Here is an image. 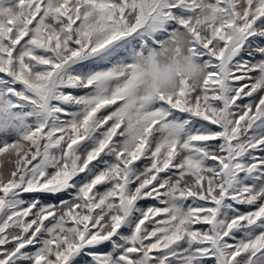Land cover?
<instances>
[{"label":"rangeland","instance_id":"rangeland-1","mask_svg":"<svg viewBox=\"0 0 264 264\" xmlns=\"http://www.w3.org/2000/svg\"><path fill=\"white\" fill-rule=\"evenodd\" d=\"M65 0H44L45 10L36 16V21L33 25V30L30 35L20 34L22 32V25L24 20L18 12L17 3L18 0H0V9L5 8V11L0 13V73L2 70H6L7 67L13 63L6 55V49L8 47V40L5 38L6 33L10 30L9 27H13L16 32L15 39L21 40V46L18 50L15 59V67L17 75L25 78H32L35 83H40L44 80V75L48 70V67L55 63L52 56V49L60 51L63 42L70 37V30L65 31L62 29L60 35L54 29H44L42 27L41 18L46 11L47 7H62V3ZM82 7H77L75 0L72 2V12L70 14L71 20L77 24L79 33L84 37H91L94 39V43H99L102 40L113 34V28L116 25L115 22L110 21L107 26L104 27V17L101 15L99 4L103 0H81ZM192 1V2H191ZM219 0H175L172 2V11L166 10V14L171 12L176 16V21L173 24L168 23V30L157 38V41L146 36L145 39L131 45L125 42V46L120 47L119 53L113 58H110V62L106 58L100 61L82 62L76 66V70L81 73L85 80L93 78L94 84L92 88L79 95L82 98V102L75 108L70 109L66 117L59 113L57 107V96L62 92V85L54 86L52 90L49 87L48 93L45 97H42L41 103L38 105L40 108H44L49 100L51 102L47 105H52L55 117L54 120L60 121L58 127L69 126L71 122L78 120L77 116L84 115L85 111L92 106L90 100L97 101L102 98L112 97L113 95H127V90L122 89L123 84L131 92L133 86H135V78L129 79L133 73L137 70L142 72L140 74V84L136 101L130 112L124 114V109L128 104V97L118 103L109 114L113 117L111 123L105 128L96 130L92 133H85L77 141V144L83 148L84 161L89 160L92 156L98 153L101 143L107 140L108 136L113 134L115 130L122 131V135L116 138V149L123 151L126 155L133 150L134 147L139 146L141 142H147L151 144V150L147 153L149 158H141L142 151L138 157H134L131 162L136 163L138 160L144 161L146 164H154L156 160L159 161L162 172L168 171V158L170 151H173L172 145L176 144L180 150L179 157H175L173 151L174 163L177 165V172L182 173L200 165V158L202 156L199 146L201 144L200 134H204L209 130L204 120L195 118L187 121L184 115L177 112H169L165 107L164 99L171 98L173 93L180 88L179 77L181 75H187L193 84L194 100L202 99L207 93V84L205 82V65L204 59L199 58L191 50V40L185 31V26L192 25L194 20L198 17H209L211 13L212 4ZM244 9L253 2L255 5L259 0H241ZM28 7L33 10L34 0H27ZM202 5V11H194V8L198 5ZM225 12V18L231 22L237 18H241L239 10H235L231 3L226 1L223 5ZM161 13V7L154 10L152 18L158 16ZM9 18H13V25L9 22ZM118 20V16L115 17ZM264 20V17H263ZM232 24V23H231ZM92 28V33L89 31ZM49 31V33H47ZM251 44L254 46V53L257 55H251L249 53L244 54V59L250 57L255 64L250 68L253 74V83H260L262 89H264V41L257 39L252 40ZM258 46V47H256ZM47 47L48 50L45 48ZM256 49V50H255ZM258 49V50H257ZM50 51V53H49ZM247 56V57H245ZM28 64L31 71H28L26 65ZM112 69V70H110ZM106 72V74L100 73ZM127 80V81H126ZM234 82V81H232ZM15 86V87H14ZM243 85H239V91H241ZM21 93L23 89L18 84V80L10 88L8 95V89L5 88L0 81V128L2 127V118L8 113L10 102L14 101L12 95L16 89ZM248 89V88H247ZM246 91L240 93L237 98L231 97L235 104V108H238V115H244L248 106H251L252 112H259V116L264 115V107L257 110V104L260 100V95L255 98L247 99ZM38 95H42L40 88L36 91ZM78 97V96H77ZM22 98V97H20ZM48 98V99H47ZM79 100V98H76ZM22 100V99H21ZM166 103V102H165ZM82 104V105H81ZM239 104V105H237ZM81 105V106H80ZM175 107H179L180 100L173 103ZM153 119H157L158 123L153 124ZM185 123L187 127L181 128V125ZM9 129V128H8ZM13 129L10 128L9 131ZM262 134V135H261ZM260 137L255 139L252 144L248 157L250 159V153L257 156L259 149L263 146L264 134L261 133ZM10 132L7 133V136ZM258 135V136H259ZM51 137V135L49 136ZM56 137H54L55 139ZM49 138L45 145L46 153L50 150ZM264 145V144H263ZM114 149L113 151H116ZM61 148L55 147L49 153L47 160L48 165L56 163L59 167L63 166L59 158V152ZM238 156V155H236ZM157 161V162H158ZM254 162L257 163L256 159ZM113 163L112 161L110 162ZM247 165V164H246ZM42 167L48 168L47 165ZM126 167V164H125ZM227 174V182L229 188L232 183L239 178V175L235 174V169H229L225 167ZM138 171H135L137 174ZM55 171L47 170V174L44 176L42 172L35 173L32 180L43 181V186H48L47 180L52 178ZM104 173L99 170L97 173L88 175L86 178L76 179L75 176L71 178L75 180L76 188L73 192L86 191L90 188L92 181L96 176H102ZM127 175V174H126ZM256 175V183L254 184V191L257 194L264 193V167L261 173ZM126 178V177H125ZM157 178V177H156ZM259 178V179H258ZM249 181L250 179L247 178ZM159 179L151 181L145 184L140 191L144 189L147 193L151 192V187L159 184ZM105 187H103L100 194H96V201L94 204L98 206L103 205V201L107 198L109 190L116 184V180L111 176L106 181ZM251 185V184H250ZM61 186V184H60ZM247 187H250L249 185ZM173 188V186H172ZM172 188L166 190L164 196L165 203L158 205L154 202L151 209H144L141 211V217L131 222L129 231L123 234L122 238H117L115 249L107 252V255L100 256V263H90L79 259L77 264H127L132 262L133 264H141V254L139 250H135L132 247V243L135 240V228L137 224L142 220L143 216L152 215L153 220L149 221L148 228L152 233V240L158 246H163L157 254V259L154 264H199L198 252L199 250L206 249L208 252L209 244L200 240L193 239V228L188 225L185 235L180 244L174 245L171 249L167 248L168 244L165 242V233L174 232V225H177L179 221L189 217L191 214L199 215L200 218L210 217L209 213L212 203L205 200L202 196L198 197L190 195L186 200H182L178 193H175ZM143 191V190H142ZM183 193V191L181 192ZM262 202H264V197ZM109 202L107 207H111ZM206 209V210H204ZM236 213V214H235ZM237 215L235 210L231 211L228 224L231 225L233 216ZM101 210L97 211L94 215V222L99 219ZM85 216L84 213L81 214ZM199 218V217H198ZM56 223L64 224L63 220H58ZM4 225V224H3ZM150 226V227H149ZM251 226V224H249ZM82 225V229H84ZM170 229V230H169ZM226 229H229L228 227ZM95 228H91L89 237L94 234ZM261 232V225L257 224L251 228L241 237L238 242L241 245H248V251H251L255 247V239L258 240ZM248 240V241H246ZM167 244V245H166ZM46 245V244H45ZM94 243L84 244V248H91ZM40 247L36 249L39 251ZM63 253V252H62ZM259 261V258H258ZM224 261H221L223 264ZM44 264H53L50 260L45 261ZM259 264H264V255L260 259Z\"/></svg>","mask_w":264,"mask_h":264},{"label":"trees","instance_id":"trees-1","mask_svg":"<svg viewBox=\"0 0 264 264\" xmlns=\"http://www.w3.org/2000/svg\"><path fill=\"white\" fill-rule=\"evenodd\" d=\"M130 1L131 5L128 12L129 27L134 28L142 21L144 13L139 0ZM201 7L199 8V11L201 10ZM261 9H263L262 5L258 6L253 12ZM117 10V6H114L113 8L103 7L102 14H108L112 17L116 14ZM222 16V5L216 2L212 4L210 17H202L196 20L197 25L205 34V39L215 36H218L216 38L220 39L221 35L218 28L221 26L220 22ZM160 19V16H155L149 24V29L153 28L155 22ZM66 23L67 19L64 18L62 12L58 8H50L43 18V24L58 31L61 30ZM107 24L108 21H105L104 26ZM89 31H93L91 27ZM135 41H137V38H132V42ZM71 48V45L68 43L66 46V52H70ZM117 52H119V50ZM199 53L200 55L205 56L204 52L199 51ZM141 73L142 72L137 70L129 78L131 80L135 78V86H133L131 100L126 107L125 113H128L133 107ZM253 92H256V90ZM198 103V108L203 112L202 118L210 128L212 130L215 129L214 132L219 128H222L223 125L217 121V116L220 114L223 106L219 88L214 86V90H211V92ZM8 110V113L2 118V127L0 128V170L2 172L4 183L16 180L17 172L25 162L31 159L36 149L34 139L26 137V133L37 123L35 121L36 112L32 113L30 106L28 105H25L18 110ZM252 119L255 120V127L261 124V119L256 118V116H252ZM186 127V124L181 125V128L183 129ZM8 128H12L13 130L9 131ZM76 128H78L77 122H75L70 128L65 129L59 138L52 142L51 147L64 144L67 140L72 139ZM8 132H10L9 136H7ZM214 132H207L203 136V141L199 146V150L202 153L199 166L194 168L191 167L182 174L171 172L165 177L168 187L173 186L172 190L174 192L179 193L181 190L185 192L180 195L182 200H186V198L192 194L199 195L205 190H209L212 195L217 196L221 194L224 189L225 177L221 174V165L225 160L227 149L221 136ZM135 154L136 152L128 155L127 158H130ZM210 155L211 157H209ZM46 160L47 159L41 160L38 163V167L47 165V169L55 171L54 163L48 165ZM111 161L113 162L112 164L110 163ZM99 170H102L104 173L102 176L95 179L97 189L100 193L103 187H105L107 183L106 181L111 176L118 181V184L114 185L109 190L107 198L103 201L101 207V215L99 216L100 225L97 223V231L93 237V239H100L99 248L95 250V254L94 252L92 254H82L83 258L88 259L92 263L99 261L98 256L100 254L107 255V252L112 250V244L106 238L112 234L114 230L117 229L118 232L125 233L128 229V222H121V219L117 214V200L120 196L119 183L124 174L122 160L118 158L117 154L115 155L109 151L103 155L99 161H96L91 165L88 174H93ZM155 171V166L149 167L136 178V185L138 186L142 184ZM67 173L68 172H66V174ZM59 180L60 177L55 176L51 181L57 183ZM19 199L21 201L23 200L24 206H33L32 215L27 220L26 228L16 221L8 223L5 227L0 240V264H40L47 258L54 260L55 252L66 248L68 245H78L80 231L79 223L76 218H78L79 214L82 211L88 212L89 221H92L94 217V214L89 211L88 205L83 199L81 193L67 196L64 194L49 195L37 191L30 194L22 193ZM108 202L111 203V207H107ZM148 202L149 200L146 198H141L138 207H143L147 205ZM48 210L54 211V218L50 221H45L47 227L45 226V230L42 233H38L36 231L38 223L44 220V214ZM138 211L139 210L137 209L134 212V217L137 215ZM195 217V215L191 214L189 217L182 219L177 225L173 226V229L175 230L174 232L167 231V233L163 234L165 235V242L168 244L167 248L171 249L174 245L181 243L188 225L193 228L192 234L194 240H201L212 234V228L210 227L209 222L198 220L193 224ZM56 220H63L64 224H55L50 230L48 228L49 225ZM37 234H40V240L38 241L40 244L39 252L36 251V247L24 244V241L27 238L32 236L36 237ZM262 239H264V230L262 233ZM46 242L48 243L47 246H45ZM133 247H136V245ZM216 258V251L212 254L204 250H199L198 252L199 264H216Z\"/></svg>","mask_w":264,"mask_h":264}]
</instances>
